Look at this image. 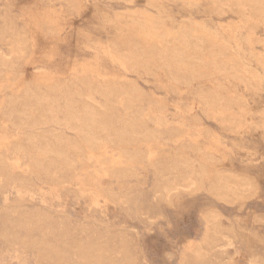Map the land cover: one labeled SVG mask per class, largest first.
Segmentation results:
<instances>
[{"label": "rangeland", "instance_id": "rangeland-1", "mask_svg": "<svg viewBox=\"0 0 264 264\" xmlns=\"http://www.w3.org/2000/svg\"><path fill=\"white\" fill-rule=\"evenodd\" d=\"M75 1L79 9L67 14L63 12L65 3L60 0H0V24L2 19L11 18L17 28L26 32L22 68L19 69L22 74L10 83L11 87L3 93L0 91V105L4 101H13L28 81L46 82L63 78L72 69H84L92 74L99 73L103 79L134 82L143 95L150 98L151 103L144 102L142 106L147 110L146 115L156 122V130L178 128V135L172 140H162L159 149L163 159L149 158L150 161H140L141 165H130L131 169L122 174L124 179L121 176H117L120 180L104 177L99 159L89 155L79 162L74 151L72 170L50 179L28 172L15 155L19 152L12 144L13 140L24 138L28 132L18 130L15 117L10 115L9 118L8 108L0 109V146L10 142L12 148L10 152L0 148V264H55L53 259L52 262L50 259L39 260L41 249L64 251L70 264H81L72 243L78 241L88 245L100 237L107 242L103 248L106 264H183L181 257L186 242L201 240L205 230L202 215L210 211L220 215L224 234L233 240L236 251L229 264H264V224L256 222V217H264V135L256 123L258 111L264 105V91H247L243 84L232 79L222 80L228 90L235 88L249 108L246 123L237 131L229 130L220 123L219 116L210 118L202 113L191 98L192 93L156 88L154 81L165 77L159 74L154 78H138L108 55L111 54L110 41H119L129 32L143 33L147 16L160 14L170 32L184 22L195 26L202 36L224 43L228 54L239 62L240 69L250 75L257 86L264 87L262 26L251 33L236 14L215 15L208 10L204 0L199 3L190 0ZM44 16L52 20L55 35H42L37 28V21ZM256 39L259 41L255 42ZM8 50L0 37V53L6 54ZM4 82L0 81V90L9 84ZM194 85L206 86L210 82L199 79ZM41 91H44L43 87ZM92 102L102 105L104 100L96 96ZM115 115L120 117L121 112L115 111ZM163 133L167 136L171 132ZM66 134L74 137L69 132ZM181 143L184 144V157L196 167L201 154L207 153L210 157L211 153L222 168L252 178L257 185L256 196L243 203L226 204L214 199L206 187L191 193L177 187L169 192L171 204L158 201L153 191L156 167L159 160L162 168L169 166L174 159L169 155L177 152ZM137 146L142 152L144 147ZM105 150L104 161L109 156L116 161L121 158L120 149L106 146ZM116 192L122 197L118 204L97 205L90 200L96 194ZM32 237L37 241L30 249L19 245L25 238ZM121 239L128 243L134 263L132 260L127 263L118 248ZM214 262L211 258L207 264Z\"/></svg>", "mask_w": 264, "mask_h": 264}, {"label": "bare ground", "instance_id": "bare-ground-1", "mask_svg": "<svg viewBox=\"0 0 264 264\" xmlns=\"http://www.w3.org/2000/svg\"><path fill=\"white\" fill-rule=\"evenodd\" d=\"M60 1L65 3L64 13L71 14L79 9L78 2L75 0ZM190 1L199 3L203 0ZM205 1L208 3L206 6L208 10L215 15L220 16L225 12L236 14L239 22L251 33L261 26L264 29V0ZM1 21L0 37L9 49L6 54L0 53V81L9 83L6 86L3 85L4 87L0 90L3 93L5 89L11 87L10 83L22 74L19 69L22 68L21 58L25 48L26 32L23 28H17L11 18ZM36 25L42 35L46 34L50 37L56 33L52 20L47 16L41 17ZM227 28L231 27L227 26ZM143 30L144 32L139 35L135 31L129 32L120 40L117 39L119 41H110L108 47L111 54L109 52L108 55L112 60L118 62L126 72L141 79L154 78L159 74L165 77L163 80L154 81L156 88H163L169 92L192 93L191 98L200 111L210 118L219 116L220 123L229 130H238L246 123V116L249 114L248 103L242 101L236 94L235 88H230L231 90L225 88L222 80L232 79L235 83L243 84L245 90L255 93L264 91V87L257 86L251 76L240 69L239 62L234 56L228 54L224 43L202 36L195 26L184 22L179 24L174 32H170L160 14L147 16ZM258 41L255 40V42ZM98 74L89 73L84 69H72L63 78L39 83L28 81L13 101L1 103L0 109L8 108L9 118L10 115L15 117L18 130L28 132L24 138L15 139L12 143L19 152L15 155L28 172L50 179L57 178L61 173H69L74 163L72 151L78 154L76 160L79 162L89 155L99 159L103 176L109 179L122 177L125 175L123 174L125 170L131 169L130 165H137L142 160L162 158L159 149L162 140H172L178 135L179 129L156 130V122L148 117L149 114L146 115L147 110L142 106L144 102L151 103L150 98L143 95L139 86L134 82L122 83L110 78L103 79ZM199 79L210 82V85H194ZM96 96L104 100L102 105L92 102ZM115 111L121 112V116L116 117ZM258 115L259 121L256 123L264 135V105L258 111ZM169 130L171 133L165 136L163 131ZM67 132L74 137L67 135ZM137 144L144 147L142 152L138 151L140 148ZM40 145L45 148L39 152V149L43 148H39ZM50 146L55 147L50 149ZM106 146L120 149L121 158L119 157L120 159L116 161L109 156L104 161ZM0 148L10 152L11 143L8 142ZM183 150L184 144L181 143L178 151L169 155L174 159L166 168L161 167L162 162L159 160L160 167L157 165L156 172L154 171L156 179L153 186L158 201L165 200L167 204H171L169 192L177 187L187 193L198 192L200 188L206 187L214 199L226 204L243 203L256 196L257 185L252 178L243 173L222 168L220 161L211 153L210 157L207 153L201 154L196 167L192 161L184 157ZM140 167L143 168V166ZM128 172L131 174L133 171ZM172 184L176 186L169 188ZM123 192L122 194H126ZM121 199L117 192L90 197L92 204L97 205L118 204ZM202 216L205 223L203 237L198 242H186L181 257L183 264H207L211 258L215 260V264H229L236 249L232 238L225 235V231L223 232L220 215L210 211ZM256 222L264 224V217H256ZM35 241H37L35 237L25 238L19 245L29 246L30 249ZM106 243L100 237L88 245L75 241L72 243V248L73 252L81 258V264H106L103 253ZM40 247L42 245H39ZM118 248L123 252L126 262L132 260L128 243L124 239H121ZM63 252L41 249L38 251V258L42 261L50 259L51 262L53 259L55 264H70L71 262H68Z\"/></svg>", "mask_w": 264, "mask_h": 264}]
</instances>
